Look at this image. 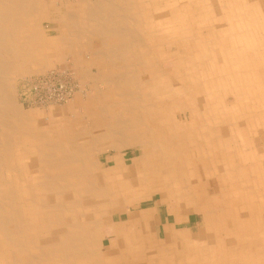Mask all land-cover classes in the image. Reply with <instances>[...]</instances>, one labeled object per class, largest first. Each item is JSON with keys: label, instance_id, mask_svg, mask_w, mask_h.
I'll use <instances>...</instances> for the list:
<instances>
[{"label": "bare ground", "instance_id": "bare-ground-1", "mask_svg": "<svg viewBox=\"0 0 264 264\" xmlns=\"http://www.w3.org/2000/svg\"><path fill=\"white\" fill-rule=\"evenodd\" d=\"M32 3L0 0V264H105L101 227L132 264H264V0H78L105 86L53 131L10 97L67 42Z\"/></svg>", "mask_w": 264, "mask_h": 264}, {"label": "rangeland", "instance_id": "rangeland-1", "mask_svg": "<svg viewBox=\"0 0 264 264\" xmlns=\"http://www.w3.org/2000/svg\"><path fill=\"white\" fill-rule=\"evenodd\" d=\"M77 1L78 0H44V6H42L41 4L32 3L35 5L31 6L27 10L28 13L31 12L33 16L38 19V22H32L30 24V27L39 35L38 37H32L33 43L39 44L44 40L57 39L60 38L62 34L66 37L67 40V42L64 43V45L59 46V48L57 47L56 49L52 47V49L49 50L51 52L52 58H46V62L44 64H40L39 66H44L43 71H37L38 69L36 68V65H38V63H36V61L34 60L35 62L30 63V67L33 65L32 67H34L36 70L32 72L26 71L22 72L21 74L11 75L13 79L10 80L9 87H11L12 94H10V97H14L13 100L15 105L18 106V108L26 114L31 115L33 112H38V122L39 124H42L41 126L44 130H55L57 128L56 125H58L62 116H65V118H68L72 121L76 120L75 123L84 120L86 117V111L83 105L80 104V101H82L83 103L88 102L91 99L92 95H94V92L97 88L102 89L105 86L104 82L101 81V79L94 78V76L99 75V69L101 68V66L99 64L100 61L91 53L90 48L91 46L96 48L99 44L97 43L98 41L93 35L92 37H85L81 33V26L74 23L73 21V23H71V15L66 12V9L68 10L70 6H72L73 8V4H75ZM77 28H80L81 30ZM79 40H81L80 44ZM83 43L87 48L83 52H79L77 50L75 51L71 46H81V48H84L82 47ZM97 53H99V51H97ZM54 67H57L61 70L69 69L68 74L73 73L76 79L79 80L81 91L77 92V94H75V97L66 103L55 105L43 103L42 105H35V102L29 98L27 90L32 87V82L36 78L35 76L37 74H42ZM84 71L87 73H84ZM35 99L38 101V98ZM65 118L62 121H64ZM84 125L86 127L89 124L84 122ZM17 141L20 142L23 141V139L21 138ZM129 153L133 154V151ZM140 153V150H137V154ZM102 160H104V156L102 157ZM139 161L140 160L138 155L133 156L132 163L134 165H138L140 163ZM155 202V200H150L143 203L142 205L144 207L152 206V204L154 205ZM163 209L164 207H162L161 209L163 216L162 220L166 221L168 217L166 216L165 210ZM154 210L156 211V209ZM193 212L194 210L189 208L186 213L189 214ZM136 215H138V212H136ZM191 216V214L185 216L182 225L186 226L188 224L195 223L194 229H196V224L199 221H194ZM172 218L173 217L171 216L169 217V219ZM116 219L118 221L126 220V216L123 215L122 219H119L117 216ZM149 220L150 228H152V231L157 230V232H159L160 225L156 223L155 219L152 217ZM100 231H102V236L100 237L101 241L104 240V242H108L114 238V236H111L112 238H110V234L107 233L105 227H101Z\"/></svg>", "mask_w": 264, "mask_h": 264}, {"label": "built area", "instance_id": "built-area-1", "mask_svg": "<svg viewBox=\"0 0 264 264\" xmlns=\"http://www.w3.org/2000/svg\"><path fill=\"white\" fill-rule=\"evenodd\" d=\"M69 69L61 70L57 67L37 74L28 91V96L35 102V105L49 103L52 105L66 103L73 99L80 91V82ZM38 98V101L35 99Z\"/></svg>", "mask_w": 264, "mask_h": 264}, {"label": "crops", "instance_id": "crops-1", "mask_svg": "<svg viewBox=\"0 0 264 264\" xmlns=\"http://www.w3.org/2000/svg\"><path fill=\"white\" fill-rule=\"evenodd\" d=\"M79 41H80L79 42V44H80L81 40H79ZM71 46L75 51L77 50L79 52L80 51L83 52L84 50L87 49L85 47L84 43L82 44V47H84V48H81V46H79V47H75L73 45H71ZM154 209H156V211L154 210V212H157V208H154ZM162 218H163V216H162ZM165 220H166V218H165ZM167 220L166 221L163 220V222H167ZM154 232H157V230H154ZM157 233H160V228H159V232H157ZM109 236H110V238H112L111 237L112 235H109ZM153 251H154V249L150 248V249H147L146 252L151 253ZM132 252H133V248L131 246H128L126 244L120 245L115 237L113 239H111L110 241L105 242V244L102 248V255L105 257V264H107V263H109V264H132V263L128 262V260L126 259V256H128Z\"/></svg>", "mask_w": 264, "mask_h": 264}]
</instances>
